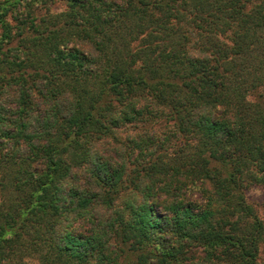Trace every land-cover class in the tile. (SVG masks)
I'll return each instance as SVG.
<instances>
[{"label":"trees","instance_id":"trees-1","mask_svg":"<svg viewBox=\"0 0 264 264\" xmlns=\"http://www.w3.org/2000/svg\"><path fill=\"white\" fill-rule=\"evenodd\" d=\"M54 1L0 0V264H264V0Z\"/></svg>","mask_w":264,"mask_h":264},{"label":"rangeland","instance_id":"rangeland-1","mask_svg":"<svg viewBox=\"0 0 264 264\" xmlns=\"http://www.w3.org/2000/svg\"><path fill=\"white\" fill-rule=\"evenodd\" d=\"M64 8V4L61 0H55L51 4V11L53 12H59ZM257 94L250 93L247 97L250 100H253L256 97ZM165 121L163 118L159 117L157 118V121H151L149 123H145V125L156 128V129H167L165 126ZM143 123L139 124H126L122 127H120L117 130V134L119 137L124 138L129 133H134L139 130V128H142ZM246 198L247 200L254 205L256 208L258 214L264 219V187L260 185H253L249 187L246 191Z\"/></svg>","mask_w":264,"mask_h":264}]
</instances>
